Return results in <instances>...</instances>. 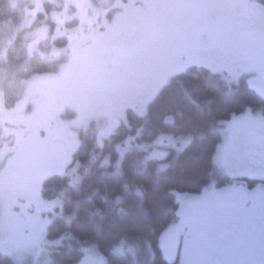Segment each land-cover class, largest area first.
Here are the masks:
<instances>
[{"label": "rangeland", "instance_id": "rangeland-1", "mask_svg": "<svg viewBox=\"0 0 264 264\" xmlns=\"http://www.w3.org/2000/svg\"><path fill=\"white\" fill-rule=\"evenodd\" d=\"M12 5L18 14L3 34V54L15 48L29 57L64 59L54 72L29 74L15 88L13 105L0 75V251L14 264H53L48 228L64 210L60 199L44 198L43 185L55 175L79 183L72 164L83 131L91 130L103 145L128 109L146 115L170 79L195 65L230 84L246 77L264 97V47L247 46L249 39L235 30L245 26L264 46V0H14ZM213 28V34L205 31ZM222 131L215 165L225 182L213 179L200 193H176L178 218L160 240L165 254L166 241L184 233L175 264H200L195 251L218 260L222 252L213 245L222 243L212 235L227 230L232 235L238 228L249 236L247 222L253 227L256 216L245 212L247 203H264L258 181L264 170V110L233 115ZM176 142L156 140L153 158L164 157L162 148ZM257 184L250 192L241 190ZM254 209L264 219V208ZM262 229L258 224V238ZM77 264L108 262L90 248Z\"/></svg>", "mask_w": 264, "mask_h": 264}, {"label": "trees", "instance_id": "trees-1", "mask_svg": "<svg viewBox=\"0 0 264 264\" xmlns=\"http://www.w3.org/2000/svg\"><path fill=\"white\" fill-rule=\"evenodd\" d=\"M12 1L0 0V75L9 105L29 74L54 72L64 61L29 57L24 49L3 54V34L18 14ZM247 109L264 110V97L246 77L230 84L195 65L170 79L146 115L128 109L103 145L91 130L83 131L72 164L79 183L55 175L43 185L44 198L60 199L64 210L48 228L53 264H77L90 248L108 264H167L160 240L178 218L176 193H200L213 179L225 182L215 165L223 122ZM160 138L177 142L153 158L152 144ZM0 264L14 262L0 251Z\"/></svg>", "mask_w": 264, "mask_h": 264}, {"label": "flooded vegetation", "instance_id": "flooded-vegetation-1", "mask_svg": "<svg viewBox=\"0 0 264 264\" xmlns=\"http://www.w3.org/2000/svg\"><path fill=\"white\" fill-rule=\"evenodd\" d=\"M217 24H220V22H217ZM215 28H213L211 30L208 29L205 31H209V34H213V33H215V32H213ZM241 29H244V33L241 32ZM235 30L240 32L242 37L249 39V44H247V46L253 45L251 43H254L259 47L258 50H262V48L264 47V46L260 45V43L256 42L255 38H253V33H249V32L245 31V26H243V25L237 26L235 28ZM202 31H203V29L201 30V32ZM263 155H264V152H263ZM262 173H264V170L260 174L259 178H261V179L258 180L259 182H261V184L260 183H258V184L264 186V174H262ZM250 174H252V173H250ZM258 184L255 186H252L250 188L242 187L241 190H244L243 192L249 191L251 189L258 187ZM256 190L257 189L253 190V192H255ZM238 192L241 193L240 190ZM260 194H261V192H260ZM249 195L251 196V194H249ZM247 205H248V209H246L245 212L249 214V217L254 216V215L256 216L255 225L253 227L250 226L249 222H247V224H249L248 226L250 228L249 229L250 235L248 236V234H247V236H246L241 230H239L238 228H235V229H233L232 235L231 234L229 235L228 230H227L224 234H227L228 236L223 241H221L224 234L219 236V237L213 234L212 236L215 237L216 240L219 239L218 241L222 243V245L218 244L217 246H215V245H213V246L217 248V249H215L216 251L222 252V253H221L219 259L215 260L212 257V255H210V254H207L204 252L200 253L198 251L192 252V255L195 257V259L200 264H264V219H261L258 216L259 212L257 211L258 209L264 208V203L261 204L259 207L258 206L256 207V204L251 206V202H248ZM254 208H256L257 212H253L255 210ZM245 212H243V210H242L241 213L245 214ZM258 224L263 225L262 235H260L259 238H258ZM182 234H184V233H180L178 238H173V239L171 238V239H169V241H166L167 245L164 248V250L165 249H168V250H166L165 253H169V251L173 248L179 250V248L182 246L181 245ZM165 239H166V237L164 238V241H165ZM166 240H168V239H166ZM234 247H235V250L233 251ZM230 254H232V255H230Z\"/></svg>", "mask_w": 264, "mask_h": 264}, {"label": "water", "instance_id": "water-1", "mask_svg": "<svg viewBox=\"0 0 264 264\" xmlns=\"http://www.w3.org/2000/svg\"><path fill=\"white\" fill-rule=\"evenodd\" d=\"M165 259L168 264H175L178 260V251L177 249H171L169 253H165Z\"/></svg>", "mask_w": 264, "mask_h": 264}]
</instances>
